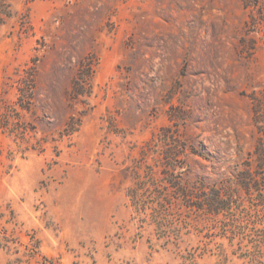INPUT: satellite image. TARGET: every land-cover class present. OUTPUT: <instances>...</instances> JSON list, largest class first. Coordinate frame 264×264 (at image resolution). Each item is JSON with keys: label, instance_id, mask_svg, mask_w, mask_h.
Returning <instances> with one entry per match:
<instances>
[{"label": "rangeland", "instance_id": "374dc122", "mask_svg": "<svg viewBox=\"0 0 264 264\" xmlns=\"http://www.w3.org/2000/svg\"><path fill=\"white\" fill-rule=\"evenodd\" d=\"M263 162L264 0H0V239L45 264H248ZM200 186L241 207H189Z\"/></svg>", "mask_w": 264, "mask_h": 264}, {"label": "trees", "instance_id": "16d2710c", "mask_svg": "<svg viewBox=\"0 0 264 264\" xmlns=\"http://www.w3.org/2000/svg\"><path fill=\"white\" fill-rule=\"evenodd\" d=\"M260 175H263V183H264V162L263 165L260 167ZM263 183L259 181H253V182H241V187L245 190V193L247 196L251 197L253 195L254 191H257L259 193V200L264 201V194L261 192L263 191ZM240 185V184H239ZM211 192V193H210ZM189 200V207L196 208L200 212H207L214 215H219L223 212L230 213L234 206H237L238 208L241 207L240 201L238 198V194L235 190L227 192L226 190H222L220 186L212 187L210 191L208 192L205 187H194L190 194L186 195ZM228 220L227 222L224 221V230L228 225L233 226L231 228L232 232V245L234 241V237L236 235V232L238 229H241L242 226H236L234 223V219L232 216H227ZM232 221V223H231ZM165 224L163 222L159 223V226L162 228ZM187 228V226H186ZM182 233L183 230L179 228H175L174 235L175 239L177 240L176 246L178 247V241L182 239ZM189 231L187 234H190ZM2 248L6 250L11 255H16L14 260L10 262V264H45L43 261H41V242L35 238H32V240L27 243L26 245L21 244L16 239H10L9 237L5 236L0 239ZM22 247H24V254L23 256H19V254L22 253ZM221 255L224 256V259L226 262L228 260V254L225 253V251L222 250ZM233 255H238V252H233ZM239 258H245L249 259L248 264H264V251L260 244H257L254 246L252 250H247L246 254H241L238 256ZM45 259V262L48 261V258L43 257ZM225 264V263H221Z\"/></svg>", "mask_w": 264, "mask_h": 264}]
</instances>
